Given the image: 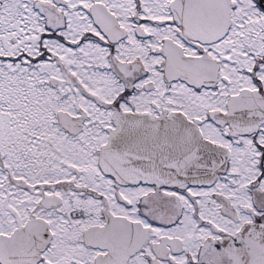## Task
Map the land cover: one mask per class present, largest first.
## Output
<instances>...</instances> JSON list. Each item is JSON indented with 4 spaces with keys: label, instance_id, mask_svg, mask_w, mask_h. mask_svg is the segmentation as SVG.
<instances>
[{
    "label": "snow or ice",
    "instance_id": "obj_1",
    "mask_svg": "<svg viewBox=\"0 0 264 264\" xmlns=\"http://www.w3.org/2000/svg\"><path fill=\"white\" fill-rule=\"evenodd\" d=\"M0 264H264V0H0Z\"/></svg>",
    "mask_w": 264,
    "mask_h": 264
}]
</instances>
